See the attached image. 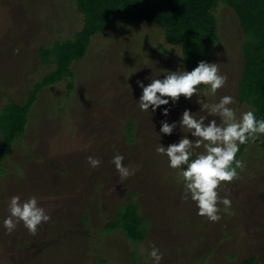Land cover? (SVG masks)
I'll return each mask as SVG.
<instances>
[{
    "label": "rangeland",
    "instance_id": "rangeland-1",
    "mask_svg": "<svg viewBox=\"0 0 264 264\" xmlns=\"http://www.w3.org/2000/svg\"><path fill=\"white\" fill-rule=\"evenodd\" d=\"M214 14L221 39L200 61L218 63L228 81L207 102L230 95L238 114L256 112L239 92L245 65L240 22L222 4ZM83 24L75 0H0V148L16 132L10 107L24 105L41 86L23 131L0 161V264H150L153 244L163 253L162 264H242L250 257L264 264V136L237 153L246 164L238 179L222 182L220 195L232 200L229 212L217 223L199 216L195 204L182 199L179 171L155 148L183 135L177 127L160 136L162 120L178 121L185 109L206 113L196 112L195 96L156 113L138 106V81L147 85L153 71L163 78L188 69L182 47L168 43L156 24L120 20L91 38L72 77L43 86L56 65L40 60L39 47L72 39ZM165 107L171 109L167 117ZM117 154L134 173L124 180L111 163ZM89 156L101 166L91 168ZM32 195L52 220L35 235L22 222L9 234L3 221L10 198ZM121 208L136 213L145 235L152 228L147 242L109 225Z\"/></svg>",
    "mask_w": 264,
    "mask_h": 264
},
{
    "label": "clouds",
    "instance_id": "clouds-1",
    "mask_svg": "<svg viewBox=\"0 0 264 264\" xmlns=\"http://www.w3.org/2000/svg\"><path fill=\"white\" fill-rule=\"evenodd\" d=\"M19 51L16 49L17 54ZM150 81L147 85L144 80L138 81L142 89L138 99L141 111L151 110L156 113L163 105L178 104L182 96L186 100H192L195 96L196 103L200 105L196 112L206 113L197 116L191 109H185L178 121L170 123L167 119L162 120L160 136H171L177 127L183 135L178 142L167 146L160 143L155 152L167 157L169 168L179 171L183 201L193 202L199 216L217 223L223 218L222 212L228 213L232 208V200L219 193L222 182L230 183L238 179L240 171L246 167L244 160L237 159L240 146L264 136V119L258 118L251 109L238 114V110L231 106L236 103L235 98L230 95L220 97L218 102H207L228 81L218 63L201 60L192 70L186 67L184 70H170L164 73L163 78L161 73L154 75L153 71ZM170 111V108L165 107L162 115L167 117ZM124 160L123 155L117 154L111 161L122 180L134 174L124 164ZM87 163L97 169L102 161L89 156ZM7 209L9 215L4 219L3 227L9 234L22 222L35 235L41 225L52 220L50 213L35 195L24 200L20 196H12ZM144 251L142 248L141 254ZM147 255L150 264H162L163 253L155 244Z\"/></svg>",
    "mask_w": 264,
    "mask_h": 264
},
{
    "label": "trees",
    "instance_id": "trees-1",
    "mask_svg": "<svg viewBox=\"0 0 264 264\" xmlns=\"http://www.w3.org/2000/svg\"><path fill=\"white\" fill-rule=\"evenodd\" d=\"M75 2L77 9L84 15L83 28L76 32L72 39L64 41L55 39L51 46L41 45L38 49L39 58L43 63L54 62L56 65L55 71L43 80V86L72 77L74 73L72 65L85 57L91 38L101 33L108 24L120 20L153 23L163 28L166 41L182 47L184 61L188 69L192 70L207 54L210 45L221 39L214 10L222 4L235 12L243 35L241 49L245 65L240 80V95L248 103L254 104L257 108V117L264 119V0H75ZM69 87L73 89L72 81L69 82ZM40 88L41 86H37L30 91L24 105L10 107L16 109L10 118L16 122L14 129L16 132L6 136V141L0 148V161L11 149V143L17 138L19 131L21 129L23 131L27 112L36 100ZM127 140L129 142L128 138ZM245 145H241L239 153L243 151ZM135 215V212L121 208L115 219L108 223L113 228L121 227L129 235L143 240L145 234L143 230L140 231V220L138 217L134 218ZM250 258H246L244 262L257 264L256 257Z\"/></svg>",
    "mask_w": 264,
    "mask_h": 264
},
{
    "label": "crops",
    "instance_id": "crops-1",
    "mask_svg": "<svg viewBox=\"0 0 264 264\" xmlns=\"http://www.w3.org/2000/svg\"><path fill=\"white\" fill-rule=\"evenodd\" d=\"M119 211V210H118ZM117 214V213H116ZM151 221V220H150ZM120 229H122L123 231H125L123 228L120 227ZM152 230V228H150ZM150 229L146 230V235H145V238L141 241H145L147 242V240H149V237H150ZM168 248V247H166ZM165 247H162L161 249L165 250L166 249Z\"/></svg>",
    "mask_w": 264,
    "mask_h": 264
}]
</instances>
